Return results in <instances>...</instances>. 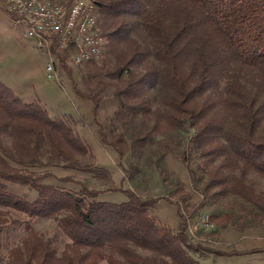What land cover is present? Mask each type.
<instances>
[{
  "label": "trees",
  "instance_id": "obj_1",
  "mask_svg": "<svg viewBox=\"0 0 264 264\" xmlns=\"http://www.w3.org/2000/svg\"><path fill=\"white\" fill-rule=\"evenodd\" d=\"M90 1L106 59L85 66L101 91L112 89L116 109L107 121L96 119L101 91H81L66 51L58 56L74 96L92 103L99 144L137 159L155 137L175 132L189 180L201 185L196 209L232 196L240 212L264 221V191L246 181L247 174L264 180V0ZM137 118L153 124L130 130ZM76 123L70 115L51 117L0 81V264H200L210 254H264L193 244L179 205L176 230L159 222V198L121 190L127 201L101 202L99 194L120 189H89L70 176L48 182L53 168L110 181L103 167L82 163L93 154ZM11 184L36 195L13 193ZM42 221L53 224L51 236L38 229Z\"/></svg>",
  "mask_w": 264,
  "mask_h": 264
},
{
  "label": "rangeland",
  "instance_id": "obj_2",
  "mask_svg": "<svg viewBox=\"0 0 264 264\" xmlns=\"http://www.w3.org/2000/svg\"><path fill=\"white\" fill-rule=\"evenodd\" d=\"M62 51L53 50V53L57 54V70L56 77L49 80L45 72V51L36 47L35 43L24 40L20 29L15 27L8 17L0 14V81L22 100L39 101L51 117H74L78 134L93 154V158H81L82 163L103 167L111 176L110 181H105L89 173L53 168L49 170L51 177L47 179L48 182H56V178L70 176L83 182L89 189H120L99 194L98 201L101 202L127 201V196L121 190H129L143 199L159 198L153 213L162 225L172 230H176L179 224V205L182 214L188 218V234L192 243L199 244L203 249L225 253L264 249V221H252L248 214L240 212V200L237 198L229 196L217 204H208L200 210L196 209L202 199L201 185L194 186L189 180L185 166L176 152L178 146L173 140L176 137L175 132H165L163 136L155 137L137 159L131 154L120 159L115 152L102 147L94 132L92 103L74 96L71 80L59 62L58 54L61 55ZM65 54L66 65L72 69L73 82L77 87L86 92L101 91V86L97 85V79L93 77V71H89L85 66L87 63L73 65L72 54ZM104 58L106 59L103 54L100 60L95 61L96 64H101L105 61ZM111 92L110 87H105L99 92L96 119L100 122L107 121L116 109L115 102L111 100ZM152 124L151 119L137 118L132 121L129 129H149ZM126 135H130V131ZM4 143L9 144L8 140ZM119 165L127 169V177ZM128 174L133 175L130 177ZM246 181L256 192L264 191V180L258 175L247 174ZM9 190L17 194L24 193L28 198H34L36 195L35 191L18 184L9 185ZM182 197L186 199L185 203H181ZM226 214L230 215L229 219L225 218ZM37 227L45 237L53 234V224L50 221H42ZM198 260L200 264H264V254H210L199 257Z\"/></svg>",
  "mask_w": 264,
  "mask_h": 264
},
{
  "label": "built area",
  "instance_id": "obj_3",
  "mask_svg": "<svg viewBox=\"0 0 264 264\" xmlns=\"http://www.w3.org/2000/svg\"><path fill=\"white\" fill-rule=\"evenodd\" d=\"M0 14L20 29L24 40L45 51L49 80L56 77L57 70L53 47L71 53V63L76 66L103 56L98 7L90 0H0Z\"/></svg>",
  "mask_w": 264,
  "mask_h": 264
}]
</instances>
